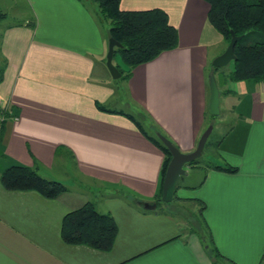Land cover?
Returning a JSON list of instances; mask_svg holds the SVG:
<instances>
[{
  "label": "crops",
  "instance_id": "0c3cea01",
  "mask_svg": "<svg viewBox=\"0 0 264 264\" xmlns=\"http://www.w3.org/2000/svg\"><path fill=\"white\" fill-rule=\"evenodd\" d=\"M27 1L34 27L24 19L0 31V105L10 109L0 131V172L22 164L59 181L49 172L70 163L81 181L98 186L100 199L69 188L46 198L0 183V264H212L204 239L180 218L143 211L118 195L154 202L165 154L126 116L95 105L131 114L183 152L193 151L210 125L212 61L227 47L209 20V4L120 0L122 10H164L179 33L177 48L132 69L121 100L105 65L109 30L94 12L82 0ZM226 74L215 73L221 112L211 120L214 138L222 140L206 158L238 170L191 166L197 170H186L191 181L178 183L176 201L205 203L204 218L224 256L264 264V80L231 81ZM86 201L115 221L109 251L61 237L65 214Z\"/></svg>",
  "mask_w": 264,
  "mask_h": 264
},
{
  "label": "trees",
  "instance_id": "16d2710c",
  "mask_svg": "<svg viewBox=\"0 0 264 264\" xmlns=\"http://www.w3.org/2000/svg\"><path fill=\"white\" fill-rule=\"evenodd\" d=\"M102 17L109 21V37L121 44L115 47L125 68L115 65L120 71V78L128 80L132 69L155 59L161 52L178 47L179 33L177 28L170 23L168 14L161 9L147 10H122L120 0H93ZM209 4V20L213 27L222 35L228 45L232 38V32L241 38L236 42L233 68L227 71L226 77L231 81L264 80V0H204ZM0 12V19L3 17ZM34 27L35 22L26 23ZM3 64L0 66V81L3 75ZM214 73L225 71L223 68H215ZM96 107L102 111L116 112L126 116L150 141L158 146L165 157L162 161L160 172V186L155 195L156 209L164 210L161 201L162 181L171 161L172 155L168 147L156 136L148 134L144 126L133 115L122 111H113L104 108L99 103ZM7 105H0V131L4 121L9 115ZM209 123L217 117L207 112ZM212 120V121H211ZM160 133L155 130V134ZM213 131L207 141L204 151L212 149L217 153L222 138L216 140ZM203 151V153H204ZM201 157L190 162L189 166L202 165L208 169H216L234 173L238 168L230 165L219 164L211 158ZM0 183L7 190H34L46 198H57L68 190V186L61 181L42 176L35 166L12 164L0 172ZM178 182L176 185V190ZM120 197L129 203L141 208V200L129 192L120 191ZM176 191L174 200H176ZM200 205L197 214L200 216L198 224L193 229L204 239L212 264H236L224 256L217 248L209 226L206 223L203 212L206 205L203 201L193 199ZM170 202H168L169 204ZM143 211L148 209L141 208ZM165 211V210H164ZM170 213L169 211H166ZM172 214V213H171ZM175 216V214H173ZM117 227L109 212H101L95 208L91 201H86L79 207L65 214L62 220L61 237L68 244H82L101 251H109L113 245Z\"/></svg>",
  "mask_w": 264,
  "mask_h": 264
},
{
  "label": "rangeland",
  "instance_id": "374dc122",
  "mask_svg": "<svg viewBox=\"0 0 264 264\" xmlns=\"http://www.w3.org/2000/svg\"><path fill=\"white\" fill-rule=\"evenodd\" d=\"M83 3L90 8L95 15V20H97L99 26L102 30H104V33L108 32L109 29V21L101 16L98 10L97 4L93 0H82ZM0 12L3 13V17L0 19V31L1 27L4 25H9L13 23L20 22L24 19L32 20L34 21V14L31 9V6L29 5L27 0H0ZM108 45V40H107ZM223 44H216L213 46L214 52H219L223 46ZM224 45H227L226 42ZM2 58L0 56V66L2 65ZM117 62L122 66V68H125L124 64L122 63L119 53L115 52L113 55V64ZM233 68V61H231L228 65L223 67V70L230 71ZM110 82L111 85L115 87L116 99L125 100V82L126 80H123L121 78L113 79L110 76ZM113 107V104L110 105ZM143 126L148 132V134L156 136L154 128L151 127V125L147 122H143ZM207 157V150L204 151L203 157ZM64 168V167H63ZM59 165L58 167L54 168L51 172H49L48 175H53L56 179H59L63 184L68 186L69 189H72L76 193H83L85 199L98 201L100 199V190L98 189V186L94 183L91 184L88 181H81L82 178L76 174L74 166H72L70 163L66 165L65 170ZM186 170L188 172H195V167H191L189 165L186 166ZM66 172V173H65ZM190 175H187V173L182 177L178 179V183H182L184 181L189 182L191 179H189ZM84 180V179H83ZM162 209L169 211L172 214H175L178 218L182 220L184 223V227L186 228V231H193L195 226L198 224V220L200 216L197 214V211L200 207V205L197 203L192 202H182V201H172L169 204H162Z\"/></svg>",
  "mask_w": 264,
  "mask_h": 264
},
{
  "label": "water",
  "instance_id": "95a60500",
  "mask_svg": "<svg viewBox=\"0 0 264 264\" xmlns=\"http://www.w3.org/2000/svg\"><path fill=\"white\" fill-rule=\"evenodd\" d=\"M240 38L241 36H237L234 32H232L231 41L227 45L224 52L213 59L212 61L213 67L223 68L226 65H228L231 61L236 59L235 45ZM120 46L121 44L119 42H117L114 38L109 37L105 65L113 79L120 78L121 76L120 71L117 69V67L113 64L112 61L115 47H120ZM209 85H210V97L208 104L209 113L213 116H218L221 112L220 109L221 93L214 72H212L209 77ZM213 128L214 125L210 124L205 129V131L202 133L198 141L196 148L191 152H183L164 134L157 133V137L160 139L162 143H164L168 147L172 155L171 161L168 165L164 177V181H162V191L160 197L162 202L168 203L173 201L178 179L186 174L185 166L188 165L190 162H193L194 160L201 157L205 149V146L207 144V141L213 131ZM141 205L144 209H148V210H153L156 208V203L154 202L152 203L141 202Z\"/></svg>",
  "mask_w": 264,
  "mask_h": 264
}]
</instances>
